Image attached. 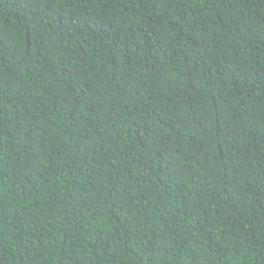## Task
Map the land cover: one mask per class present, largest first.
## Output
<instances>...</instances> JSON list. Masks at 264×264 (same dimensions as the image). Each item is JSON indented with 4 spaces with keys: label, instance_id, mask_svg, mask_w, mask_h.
<instances>
[{
    "label": "trees",
    "instance_id": "1",
    "mask_svg": "<svg viewBox=\"0 0 264 264\" xmlns=\"http://www.w3.org/2000/svg\"><path fill=\"white\" fill-rule=\"evenodd\" d=\"M0 264H264V0H0Z\"/></svg>",
    "mask_w": 264,
    "mask_h": 264
}]
</instances>
